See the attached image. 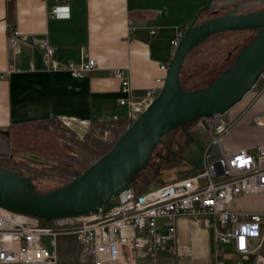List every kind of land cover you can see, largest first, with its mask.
<instances>
[{"label":"crops","instance_id":"1","mask_svg":"<svg viewBox=\"0 0 264 264\" xmlns=\"http://www.w3.org/2000/svg\"><path fill=\"white\" fill-rule=\"evenodd\" d=\"M209 1L214 0H0V165L17 128L45 124L53 130L60 123L64 134L94 140L120 124L126 111L118 99L139 100L147 89L161 88L165 69L160 65H166L174 52L172 38ZM54 5H67L69 17L49 16ZM211 10L201 12L198 21ZM10 27L46 37L61 63L69 60L79 65L93 58L95 69L82 77L45 69L40 50L27 42L17 40L18 52H13ZM117 69L129 78L128 94L120 90V78L113 73ZM258 99L239 105L240 100L223 113L226 120L234 121L222 138L225 147L253 150L231 135L242 119L263 110ZM176 231L178 241L189 245L190 256L161 253L154 260L139 259L134 264H215L211 230L180 216ZM77 248L72 237H59V264H90L78 260Z\"/></svg>","mask_w":264,"mask_h":264},{"label":"built area","instance_id":"2","mask_svg":"<svg viewBox=\"0 0 264 264\" xmlns=\"http://www.w3.org/2000/svg\"><path fill=\"white\" fill-rule=\"evenodd\" d=\"M69 15L67 5H54L49 11V16L55 18ZM9 32L13 52H18L17 40L27 42L40 50L45 69L65 70L73 77L95 69L93 58L79 65L69 60L59 62L55 46L46 37L22 33L14 27ZM153 32L151 29L150 34ZM182 33L179 30L172 38L174 47ZM160 68L166 69V65ZM113 73L120 78V90L128 94V76L121 69ZM252 90L256 97L263 94L264 71ZM158 92L159 88L153 87L139 100L128 96L118 99L126 111L125 126L143 112ZM222 115L192 123L194 130L207 133L208 139L199 166L145 188L139 189L134 182L125 184L110 198L113 202L108 206L103 204L95 211L73 217L44 220L0 205V264H59V237L67 236L79 245L78 260L90 264H134L139 259L154 260L161 253L190 256L189 245L178 241L176 219L180 216L212 231L215 264H264V207L256 211L227 207L237 196L264 192V143L253 150L225 147L222 138L229 134L234 121ZM254 122L264 125V110L247 121Z\"/></svg>","mask_w":264,"mask_h":264},{"label":"water","instance_id":"3","mask_svg":"<svg viewBox=\"0 0 264 264\" xmlns=\"http://www.w3.org/2000/svg\"><path fill=\"white\" fill-rule=\"evenodd\" d=\"M237 4L222 14L198 21L203 11ZM261 0H214L206 3L184 28L165 69L157 96L96 161L66 183L46 192L34 190L29 175L0 165V205L45 219L95 211L149 164L164 135L203 117L227 112L252 89L264 71V7L246 10ZM255 30L230 64L202 87L186 89L180 70L191 49L208 36L225 31ZM34 159L38 156L29 154Z\"/></svg>","mask_w":264,"mask_h":264},{"label":"rangeland","instance_id":"4","mask_svg":"<svg viewBox=\"0 0 264 264\" xmlns=\"http://www.w3.org/2000/svg\"><path fill=\"white\" fill-rule=\"evenodd\" d=\"M234 4L236 5L237 2L214 8L206 15L210 17L222 14ZM262 7H264V0H261L255 6L248 7L246 10H255ZM254 33L255 30L221 31L198 43L193 47L182 67L181 80L183 84L190 89L207 84L209 78L215 76L230 64L236 53L250 41ZM254 98H259L257 100L258 106L264 110V92L260 97H256L252 89L243 96L239 105L250 102ZM118 112L119 115H123L121 110ZM247 121L248 119H242L241 124H236L231 138L250 147L264 142V128H260L258 126L260 124L257 122L248 124ZM125 125V120H123L107 133L98 134L94 140L75 137L72 136V133L70 135L64 134L62 132L63 126L60 123L54 124L53 130L48 129L45 124L17 128L12 131L11 145L7 152H4V157L1 158V165L9 166L8 168L10 166L15 167L20 170L21 174L28 175L30 173L29 177L32 179L34 190L44 193L71 180L88 167L90 163L96 161L113 145L130 124ZM185 129L189 130L188 132L192 131L190 132V138L188 136L187 139L183 138L186 134L184 129L181 131L175 128L174 131H170L169 135L180 137L183 143L186 144L178 146L176 144L178 142L173 139L175 143H172L171 149L176 150L177 154L175 156L169 155L170 159L164 157L163 161L161 160L159 166H157L156 175L150 167L145 168L134 182L138 188H145L164 180L173 179L187 171L188 168L197 167L202 163V150L208 140L207 133L195 131L193 124L186 126ZM169 135H164L161 141L155 145L154 153L150 155L154 163L155 161L158 162L160 157L155 151L159 152L160 155L164 153L163 141L167 140ZM29 154L36 155L39 159H34ZM143 180H145L144 184L139 187V181L143 182ZM231 201L227 206L229 209L256 211L264 207V192L247 193L237 196ZM112 202V200H108L104 205L108 206ZM226 251H228V247Z\"/></svg>","mask_w":264,"mask_h":264},{"label":"flooded vegetation","instance_id":"5","mask_svg":"<svg viewBox=\"0 0 264 264\" xmlns=\"http://www.w3.org/2000/svg\"><path fill=\"white\" fill-rule=\"evenodd\" d=\"M176 129H178V130H181V131H183V129L181 128V127H178V128H176ZM174 131V130H173ZM183 138L184 139H187V135L185 134L184 136H183ZM173 139L176 141V142H178V143H176V144H178V146H183L184 144H186V143H183V141L180 139V137H173L172 135H169L168 137H167V140H165V141H163V144H164V153L162 154L163 155V157H165V158H169V155H172V156H175V154H177V151L176 150H174V149H171V147H172V143H175V142H173ZM177 146V145H176ZM170 159V158H169ZM43 161H46V160H43Z\"/></svg>","mask_w":264,"mask_h":264},{"label":"trees","instance_id":"6","mask_svg":"<svg viewBox=\"0 0 264 264\" xmlns=\"http://www.w3.org/2000/svg\"><path fill=\"white\" fill-rule=\"evenodd\" d=\"M193 49V48H192ZM191 49V50H192ZM191 52V51H190ZM189 52V53H190ZM189 55V54H188ZM187 55V56H188ZM187 58V57H186ZM186 60V59H185ZM185 60H184V62H183V65H184V63H185ZM183 65H182V67H183ZM224 69V68H223ZM181 71H182V68H181V70H180V76H179V79H180V84H181V86L182 87H184V88H186V89H190V88H187L184 84H183V82H182V80H181ZM221 71H223V70H221ZM220 71V72H221ZM219 72V73H220ZM219 73H217L215 76H213V77H211V78H209V80L210 79H212V78H214V77H216ZM204 86V85H203ZM202 87V86H201ZM194 89V88H193ZM158 144V143H157ZM156 144V145H157ZM155 149V148H154ZM154 149H153V151H152V154L154 153ZM155 153L158 155V157L160 156V157H162V158H158V162H156L155 161V163H156V165H155V163H154V161L153 160H151V157H150V159H149V164L147 165V166H145V168H147V167H150L151 169H153L154 171H155V175H156V171H158V167L157 166H159V164H160V162H161V160L163 161V156L162 155H160V153L159 152H156L155 151ZM145 168L142 170V171H144L145 170ZM142 171H140V172H138L135 176H134V180H133V182H136V180H137V177H138V175L140 174V173H142ZM144 182H145V180H143V182H141V181H139V187H141V185H143L144 184ZM140 189V188H139Z\"/></svg>","mask_w":264,"mask_h":264}]
</instances>
